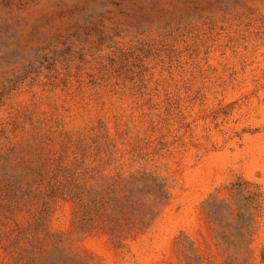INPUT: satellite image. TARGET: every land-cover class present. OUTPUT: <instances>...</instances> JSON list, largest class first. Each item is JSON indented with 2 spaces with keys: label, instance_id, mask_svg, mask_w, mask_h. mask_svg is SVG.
<instances>
[{
  "label": "rangeland",
  "instance_id": "374dc122",
  "mask_svg": "<svg viewBox=\"0 0 264 264\" xmlns=\"http://www.w3.org/2000/svg\"><path fill=\"white\" fill-rule=\"evenodd\" d=\"M0 264H264V0H0Z\"/></svg>",
  "mask_w": 264,
  "mask_h": 264
}]
</instances>
